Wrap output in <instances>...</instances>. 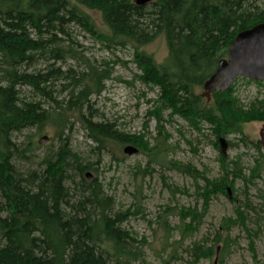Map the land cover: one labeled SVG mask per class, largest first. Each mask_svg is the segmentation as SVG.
Here are the masks:
<instances>
[{
    "label": "trees",
    "instance_id": "16d2710c",
    "mask_svg": "<svg viewBox=\"0 0 264 264\" xmlns=\"http://www.w3.org/2000/svg\"><path fill=\"white\" fill-rule=\"evenodd\" d=\"M85 9L101 13L106 32ZM261 22L264 0H153L144 5L135 0H0V264H121L130 253V234L113 211V197L97 178L89 181L86 173L95 170L94 164L70 144L68 112L82 113L111 76L107 67L89 66L80 73L56 67L70 56L60 43L70 36L71 26L82 27L103 43L131 45L143 79L160 90L156 114L171 109L197 124L208 123L220 143L227 129L264 121V101L256 98L242 105L231 86L215 90L210 104L195 89L228 56L236 35ZM162 34L168 55L158 64L142 49ZM39 53L53 63L31 70ZM62 81L72 89L58 84ZM58 85L68 89V99L53 95ZM24 87L33 90V99L23 94ZM48 102L55 106L44 105ZM82 118L100 151L111 142L142 147L139 136L115 122L87 114ZM48 126L55 129L58 147L49 145L38 166L23 170L19 162L30 164L38 147L30 131L35 136ZM24 131L29 139L18 142L15 135ZM257 146L262 150L261 143ZM223 177L206 180L209 198L229 189L230 181ZM195 250L200 256L212 247L198 244Z\"/></svg>",
    "mask_w": 264,
    "mask_h": 264
},
{
    "label": "rangeland",
    "instance_id": "374dc122",
    "mask_svg": "<svg viewBox=\"0 0 264 264\" xmlns=\"http://www.w3.org/2000/svg\"><path fill=\"white\" fill-rule=\"evenodd\" d=\"M85 10L106 32L101 13ZM60 44L62 52L70 55L66 63H56L62 71L80 73L89 66L111 71L105 89L90 97L82 113L68 112L72 123L69 139L72 149L94 164V178L113 197V211L130 234L127 249L131 255L127 253L121 264H264V150L257 146L264 121L227 129L220 137L226 139L223 153L208 123L197 124L189 115L171 109L156 114L160 90L143 79L131 45L103 43L78 25L71 26L70 36L63 37ZM68 48L72 52L67 54ZM142 50L162 63L168 55L165 36L159 35ZM50 63L53 60L48 62L39 53L30 69H46ZM61 83L72 89L71 83ZM232 88L242 105L256 98L264 101L263 81L238 77ZM22 92L33 99L31 88L24 87ZM195 93L212 104V94L203 86ZM53 95L59 101L68 99V89L63 91L58 85ZM44 105L55 106L52 102ZM82 114L117 123L119 129L139 136L142 147L137 146L139 151L132 155L123 152L127 143L111 142L98 150L87 136ZM28 135L24 131L15 139L26 143ZM44 135L49 140L39 145ZM30 140L38 147L30 164L19 162L23 170L38 166L47 147H58L60 141L52 126L35 136L30 131ZM223 176L230 181V193L218 191L209 198L206 180ZM198 244L212 250L199 256Z\"/></svg>",
    "mask_w": 264,
    "mask_h": 264
},
{
    "label": "water",
    "instance_id": "95a60500",
    "mask_svg": "<svg viewBox=\"0 0 264 264\" xmlns=\"http://www.w3.org/2000/svg\"><path fill=\"white\" fill-rule=\"evenodd\" d=\"M138 5L147 4L153 0H135ZM238 77H246L255 81L264 82V22L239 32L228 48V56L218 61L215 72L204 83L205 92L212 94L215 90L226 91L231 88ZM49 137L42 136L40 144L47 143ZM260 140L264 149V127L260 131ZM221 151L226 152V139L220 138ZM139 151L138 147L128 144L123 152L128 155ZM89 181L94 175L86 173ZM230 193V188L228 189ZM216 264V261H215Z\"/></svg>",
    "mask_w": 264,
    "mask_h": 264
}]
</instances>
